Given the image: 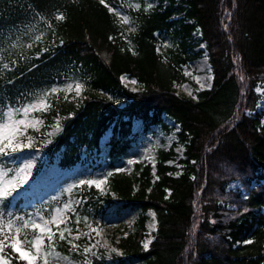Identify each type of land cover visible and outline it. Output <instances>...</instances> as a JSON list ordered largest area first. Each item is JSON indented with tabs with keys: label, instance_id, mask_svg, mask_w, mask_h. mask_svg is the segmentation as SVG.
<instances>
[{
	"label": "trees",
	"instance_id": "1",
	"mask_svg": "<svg viewBox=\"0 0 264 264\" xmlns=\"http://www.w3.org/2000/svg\"><path fill=\"white\" fill-rule=\"evenodd\" d=\"M126 2L132 32L105 6L117 7L114 0H0V103L24 101L66 75L83 81L81 100L51 96L45 116L63 117L55 141L62 168L74 165L82 150H98L111 129L108 191L102 197L90 188L88 198L110 206L114 196L120 209L138 212L134 232L119 243L127 258L111 264H264V124L255 90L264 84V0H157L148 11V0H134L139 9ZM58 14L65 19L57 21ZM32 23L42 41L26 49L33 43L26 36L13 48L18 28ZM53 44L54 51L42 52ZM199 44L204 49L194 51ZM159 46L164 50L157 52ZM204 51L210 87L195 98L177 93L174 85L187 80L182 65ZM123 74L141 88L123 86ZM136 119L146 130L167 129L166 120L179 125L180 171L168 164L173 151L163 149L154 173L142 164L131 174L116 169L135 142ZM231 181L240 187L228 189ZM149 210L156 231L144 249ZM55 244L69 255L65 240ZM12 264L23 262L13 258Z\"/></svg>",
	"mask_w": 264,
	"mask_h": 264
},
{
	"label": "rangeland",
	"instance_id": "2",
	"mask_svg": "<svg viewBox=\"0 0 264 264\" xmlns=\"http://www.w3.org/2000/svg\"><path fill=\"white\" fill-rule=\"evenodd\" d=\"M129 1L134 4V0ZM114 2L117 7H114L113 11L110 12L115 14L117 18H120V16H127L128 1L114 0ZM156 2L157 0H148L145 4V9L148 7V4L154 6ZM117 12L120 13V16L116 14ZM36 26L37 25L32 23L27 26L19 27L16 31L15 38L10 40L11 43L14 44L17 40H21V38L26 36L33 39L34 33L37 31ZM131 29H134V27L128 23L126 31L132 32ZM194 35L195 37H200L199 32L194 33ZM165 42L166 40L162 44H165ZM29 43H31V41H27L26 45ZM55 47L56 45L53 44L42 46L41 49L42 52H45L44 49H47V51H54ZM26 49L31 48L26 47ZM199 49H204L203 44H199L193 48L194 51ZM161 50L164 49L161 47ZM35 57H38V54L35 55ZM182 72L187 80L174 85L176 92L179 94L196 97V93L199 90L207 89L211 85L212 74L205 52L196 59L187 61L182 65ZM133 80L136 81V84L131 83ZM75 81L83 83L82 80L74 78L72 75H66L62 83H57L54 87H63L67 83ZM120 81L122 85L129 90L138 91L141 88V84H139L134 77L129 75H121ZM201 85L204 86L201 87ZM255 90L260 95L257 111L262 112V123L264 124V84L258 85ZM189 93H191V95H189ZM53 96H62L64 98L65 93L59 92ZM106 96L112 100L114 98L119 107L125 104L122 98L117 96L113 97L110 94ZM73 97H75V92L69 94L68 99L81 100L82 92L79 97ZM31 98L32 97H27L24 101L23 99H17L12 103H0V105H14L17 104V102L22 104ZM49 103L51 104L50 98ZM48 112L49 110L47 112H33L31 114V116L43 120V125L39 126V131L32 128H29L27 131V135L34 138V143L31 148L23 149L12 157H2L0 159V165L5 169H17L29 162L32 164L30 175L28 176V183L19 190L21 194L17 196L14 201L9 203L7 211L18 216H25L26 218L29 215L35 216L37 213L48 218L49 213H52L54 209L62 208L65 203L71 201L72 209L64 213L65 223L59 225L60 229H64L65 227L72 229V236H69L67 232L65 233L67 237L65 241L68 244L69 255L60 253L61 256H67L68 261L61 260L58 264H69V262H71V264H84L85 258L90 264H111L116 258L126 259L127 256H125V253L119 248V243L122 238L134 232L135 224L138 219V212L130 208L120 209L118 207L119 202L116 203L117 199L114 196L112 198L113 203L110 206H105V202L100 198H88L90 188L96 189L100 196L104 197L108 191L107 183L102 186V190L97 189L95 186L89 187L87 185L76 187L81 180L101 179L107 175L106 141L109 140L111 130L108 129L104 132L102 138L105 137L106 141L102 142V138L100 139L98 150L84 149L81 151L79 160L75 165L70 168H62L58 163L59 154L58 151L55 150V141L62 131L63 117L56 115L49 120L48 117L45 116ZM57 119L60 121V129L54 131L53 125ZM166 124L168 126L167 129L153 126L145 131L141 122L135 120L132 126L133 133L136 137L135 142L128 156L123 158L117 165V170L131 174L136 164H142L150 165L154 173L157 152L159 149H163L173 151L174 155L168 163L176 168V172L180 171L181 165L178 163V160L183 158L184 147L177 137L179 126L172 120H166ZM67 174H69V176H66ZM239 187L237 181H231L227 184L228 189L236 190ZM68 189H72V191L69 192ZM49 196L52 198L50 197L49 199ZM86 198H88V200H86ZM88 214L90 216H88ZM146 216L147 219L144 223L145 237L142 238L140 242L143 248H145L144 245L146 243L149 245L153 233L156 230V218L153 211H147ZM77 217L80 218L79 225L76 223ZM85 217H87L88 224H91L92 227H97L99 232V235L91 233V240H89L88 236L83 235L85 232H90V229L84 222ZM77 227H79L80 232V239L78 240L73 239L77 234ZM52 228L53 231H56L55 225H52ZM57 238L59 239L58 232L56 239ZM68 240H72V243L79 245V249L70 251L71 245L68 243ZM97 241H99V243H97ZM105 242L108 246L116 248L117 252H109L107 248L102 247L101 245H104ZM90 245H95L92 249L95 255L89 253L87 257H85L83 248ZM6 251L8 252V250ZM50 264H57V262L51 261Z\"/></svg>",
	"mask_w": 264,
	"mask_h": 264
},
{
	"label": "snow or ice",
	"instance_id": "3",
	"mask_svg": "<svg viewBox=\"0 0 264 264\" xmlns=\"http://www.w3.org/2000/svg\"><path fill=\"white\" fill-rule=\"evenodd\" d=\"M100 3L104 4L105 0H100ZM105 6L107 7V5ZM132 7L139 9L140 4H134ZM151 7L152 4H148L145 11H148ZM109 11H113V9L110 8ZM116 14L120 16L119 12ZM55 19L63 21L65 17L63 14H58L55 16ZM120 20L123 24L129 23L128 16H120ZM48 27L51 28L52 25L48 24ZM131 31H135V29H131ZM42 38L43 34L35 35L33 43L27 44L26 47L32 48L33 44L42 41ZM18 43L19 40H17V43L12 44V47H17ZM44 50L47 51V49ZM2 60L3 56L0 55V62ZM2 68L9 69L10 65L2 63ZM131 83L136 84V81L133 80ZM203 86L201 85V87ZM83 88L84 84L82 82H70L63 87H52L42 93L35 94L30 100L22 104L17 102L14 105H0V158L12 157L23 149L33 146L34 138L27 135V131L29 128L39 131V126L43 125V120L31 116V114L33 112H47L52 107L49 103L51 96L64 92V98L67 100L69 94L72 92H75V97H79ZM59 129L60 121L57 119L53 125V130L58 131ZM31 167V162L17 169H5L0 165V264H12L13 258L18 262L22 261L23 264H50L51 261H56L58 264L61 260L68 261L67 256H61L56 251L55 241L57 232L61 241L67 239L65 236L66 232L69 236H72L71 228L65 227L64 229H60L59 227L60 224L65 223L64 213L72 209L71 201L65 203L62 208L54 209L52 213H49L48 218L39 213L35 216L29 215L26 218L25 216H18L7 211L9 203L21 194L19 190L28 183ZM110 175L112 174L108 173L101 179L81 180L76 187L87 185L89 187L95 186L97 189L102 190V186L107 182V177ZM68 191L71 192L72 189H68ZM84 222L87 224L90 232H85L83 235L88 236L89 240L92 239L91 233L99 235L97 227H92L91 224H88L87 217L84 218ZM76 223L77 225L80 224L79 217H77ZM52 225L56 226V231H53ZM73 239H80L79 227H77V234ZM68 243L71 245L70 251L79 249V245L72 243V240H68ZM245 243H252V241L249 240ZM101 246L107 248L109 252H117L116 248L108 246L106 242ZM94 247L95 245H90L83 248L85 257L89 253L95 255L92 251ZM144 247L147 248L148 244L146 243ZM9 248L11 249V254L6 251ZM84 264H90V262L85 258Z\"/></svg>",
	"mask_w": 264,
	"mask_h": 264
},
{
	"label": "bare ground",
	"instance_id": "4",
	"mask_svg": "<svg viewBox=\"0 0 264 264\" xmlns=\"http://www.w3.org/2000/svg\"><path fill=\"white\" fill-rule=\"evenodd\" d=\"M106 141V139H105V137H103L102 138V142H105ZM64 175V174H63ZM66 176H69V174H67Z\"/></svg>",
	"mask_w": 264,
	"mask_h": 264
}]
</instances>
